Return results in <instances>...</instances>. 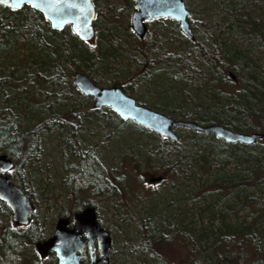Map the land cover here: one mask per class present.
I'll return each instance as SVG.
<instances>
[{"label":"rangeland","instance_id":"obj_1","mask_svg":"<svg viewBox=\"0 0 264 264\" xmlns=\"http://www.w3.org/2000/svg\"><path fill=\"white\" fill-rule=\"evenodd\" d=\"M184 2L190 11L206 16L209 30L215 34L219 33L226 51L236 54L237 58L244 62L245 71L258 77L264 86V41L258 34L249 33V22H251L258 24L261 33L264 34V0H184ZM100 3L102 14L93 23L94 26L99 27V40L94 37L88 42V48L79 44L77 52L80 56L90 57L91 49L97 48L98 42L100 46L98 54L102 55V63L95 66L94 77L104 84V87H108L112 79L132 78L133 73L140 68L141 73L130 79L132 85L126 88V93L135 99L138 98L147 107H156L157 109L153 108L154 110H172L176 119H179L181 112H190L194 109L199 112L209 111L215 100H223L227 97L224 95L220 97L221 93L216 89L214 82L195 71L199 62L193 57L185 59L184 65L163 64L143 69L144 62L156 56L174 51L182 55L186 45L176 21L169 18L150 21L147 23L144 37L138 38L130 27L131 13L134 10L133 0H108ZM63 30L72 31L70 26H66ZM194 33L207 47L212 46V42L205 38L201 31L197 30ZM134 44L135 49L132 48ZM142 48L147 50L146 56L138 52ZM4 57L5 63L15 62L21 66V69L36 70L33 62L38 61L36 48L20 35L10 47L5 49ZM109 57L113 58L111 67L106 66ZM75 64L79 68L77 71L84 72L79 57L75 59ZM65 68H70L69 64H66ZM200 68H206V64L201 65ZM219 75L220 81L217 87L229 89L231 86L228 82H223L222 73ZM233 87L240 86L233 84ZM46 91L48 94L52 93L51 88H47ZM12 93L13 91L9 92ZM18 98H25L22 104L27 102L26 99L34 101V104L41 100H45L47 104L52 103L51 96L46 97L30 85L18 95ZM76 100L81 104L84 103L79 98ZM65 105L66 103H59L55 107ZM28 108L24 124L34 123L44 113L38 105H29ZM102 111L105 114L104 119L86 121L78 133L79 150L92 146L93 152L96 153V157L91 153L81 170L73 171L71 175L65 170L66 162L70 168L76 169L79 157L70 153L66 146L65 135L60 134L56 128L42 134L34 158L17 169L23 189L30 190L31 199L39 198L38 192L29 182L31 173L34 175V182L40 186L39 190L44 192V198L34 203L36 218L44 227L45 235L52 231L57 215L65 214L71 208L69 202L72 199H69L68 195L72 179L73 192L85 190L91 181L92 186L96 181L93 180V176L90 180L89 171L95 173L100 171L101 174V171L105 173L114 170L120 175L127 171L125 167L128 168L129 164L133 163L129 162V159L134 160L132 166L137 165L140 171L126 172L125 190L128 191L121 192L120 204L112 207L102 201L94 202L95 197L98 196L96 194L92 199L86 196L81 204L83 206L88 202L95 203L100 224L111 234L110 264H155L147 250L138 247L141 228L137 220L141 218H153L157 227L168 230L189 232L201 230L209 233L223 224L249 221L253 217L250 210L242 207L241 203L235 206L236 214L231 213L221 217L219 207L212 206V193L201 190V187H206L214 179L212 175L214 169H220L228 175L236 172L241 177L247 175L248 169L254 167L253 161L223 165L215 152L202 145L195 149L197 150L195 162L186 160L184 163L190 164L186 173L169 174L166 167L170 165L171 160L153 152L159 140L140 132L130 122L119 123L116 120L117 115L109 108H102ZM175 132L183 139L190 134L185 127L176 128ZM203 158L207 160L206 171L200 167ZM160 174L164 176L161 181H149L151 177ZM65 177L68 178L64 182ZM84 190L81 193L87 194ZM125 198L127 200H124ZM30 248L33 251V244L29 248L16 247L15 251L17 254L19 252V257L11 251L4 259L12 264H19L21 259H23L22 264H54L53 257L30 263L34 258L30 254ZM159 249L178 263L183 259L182 247L177 243L160 245Z\"/></svg>","mask_w":264,"mask_h":264},{"label":"trees","instance_id":"obj_2","mask_svg":"<svg viewBox=\"0 0 264 264\" xmlns=\"http://www.w3.org/2000/svg\"><path fill=\"white\" fill-rule=\"evenodd\" d=\"M95 6V19L101 15L102 6L100 2L108 0H92ZM131 9V8H130ZM22 18V19H21ZM94 19V21H95ZM189 25L193 31H201L205 38L212 42L211 47H207L194 33V38L184 36L185 47L182 55L177 51L168 52L144 62L143 69L155 67L163 64H183L185 59L193 57L199 62L195 71H198L205 79L214 82L216 89L222 95L227 96L223 100H215L213 106L206 111L194 109L190 112H181L180 119H189L200 124L218 123L231 130L241 132H261L264 134V86L260 79L248 74L245 71L244 62L240 61L236 54L227 52L224 44L221 42L219 33L215 34L209 30L208 19L205 15L190 11L188 18ZM176 25L177 22H176ZM250 32L258 34L264 41V34L261 33V27L258 24L249 22ZM179 28V27H178ZM95 38L99 40V27L94 26ZM248 35V32L246 33ZM20 35L25 41L36 48L38 61L34 60L36 70L21 69V66L15 62L5 63L4 52L15 42L16 37ZM136 41L138 38L135 37ZM136 41L135 44H136ZM75 46H73V43ZM89 47L88 41L79 39L72 31L53 30L42 14L30 7L13 9L0 4V153H6L14 159V169L9 173V178L15 184L23 187L17 169L28 164L36 154L39 148V141L44 133H49L52 129H58L59 133L65 135L66 146L70 153L79 157V163L76 169L70 168L65 163V170L68 175L73 171L81 170L82 165L90 158L93 152L92 146H87L80 151L78 133L83 128L86 121L96 118H105L102 108L93 106L92 97L82 94L73 84V74L79 68L75 64V59L80 58L84 66V72L94 80L99 86H105L94 77L95 66L102 63V55L99 56L100 46L97 42V48H92L90 57L78 55L77 47ZM135 44L132 48L135 49ZM76 48V49H75ZM143 56L147 55V50L142 48L138 50ZM110 58V59H109ZM106 66H112V57H109ZM101 61V62H100ZM69 64L70 68H65ZM206 64V68H200ZM227 70L232 71L237 83L232 76L227 74ZM140 68L133 73L132 78L140 74ZM220 73H222L223 82H228L229 89L218 86ZM130 78V79H132ZM129 78L123 80L112 79V85H118L127 92L126 88L132 85ZM221 79V80H222ZM222 82V81H221ZM233 84H239L240 87H233ZM34 86L38 92L46 97H52V103L47 104L45 100L34 101L23 99L18 95L28 86ZM51 88L52 93L48 94L46 89ZM13 91L12 94H9ZM49 95V96H48ZM79 98L84 102H78ZM136 101L145 105L141 100ZM59 103H66L63 107H55ZM29 105H38L39 109L44 111L34 123L24 124L27 117ZM157 109L156 107H152ZM162 113L175 117L170 109H161ZM119 123L130 122L135 125L140 132L159 140V144L153 152L160 153L165 158L171 160L167 166V173L180 174L186 173L190 166L185 165L186 160L195 162L197 148L204 145L206 149L215 152L223 165L229 163H242L253 161L254 167L248 169V174L239 177L236 172L226 174L220 169H214V179L206 187H201L204 192H211L213 201L212 206L219 207L221 217L227 214H236V204L241 203L242 207L248 208L253 214L249 221H240L234 224H223L213 232L206 231H181L159 228L154 223L153 218H141L137 220L141 228L140 244L152 256L155 264H264V137L257 140L252 145H243L241 143H227L215 137L213 134L189 130L187 138L179 137L177 142L159 136L143 126L131 121L122 120L116 117ZM183 128V127H182ZM187 130V128H186ZM179 136V135H178ZM152 151V150H151ZM83 153V154H82ZM201 168L206 171L207 160L202 159ZM129 162L134 160L129 159ZM129 164L127 171L138 173L140 168ZM247 170V169H246ZM120 175L114 170L108 172L89 171L90 180L93 176L95 184L92 181L85 188L87 194H82L83 190L73 192V179L69 186V202L72 211L81 208V204L86 196L95 201H102L108 206L115 207L120 204L122 191L126 189V172ZM139 175V174H137ZM162 175V174H160ZM163 176V175H162ZM34 175L31 173L29 182L31 187L38 192L39 198L33 202L41 201L44 198V192L39 190V184L34 182ZM76 178V176L74 175ZM124 177V178H123ZM68 177H65L63 181ZM164 178V176H163ZM98 179V181H97ZM93 187V188H92ZM246 189H249L246 191ZM118 191V192H117ZM29 197L30 190H27ZM95 192V193H94ZM96 194V195H95ZM95 195V196H94ZM78 199H81L80 201ZM124 200H127L126 198ZM0 204L7 208L2 202ZM89 204L95 205L90 202ZM69 209V210H70ZM2 210V209H1ZM0 210V215L2 211ZM65 214H68L65 213ZM6 231V232H5ZM3 236L6 240L8 249L9 239L7 229ZM16 243L10 250L16 252L15 246L19 247L25 243L33 244L40 235L26 236L23 233L11 234ZM31 237V238H30ZM30 238V239H29ZM29 239V240H28ZM41 239V237L37 238ZM177 243L182 247L183 259L176 262L167 257L159 249V246L171 243ZM29 246V245H27ZM34 250V249H33ZM30 248V254L34 257L30 263L35 262V254ZM4 251L0 246V264H7L3 257ZM19 257V253L17 254ZM20 260V258H19ZM23 259L19 264H22ZM12 264V263H9Z\"/></svg>","mask_w":264,"mask_h":264},{"label":"water","instance_id":"obj_3","mask_svg":"<svg viewBox=\"0 0 264 264\" xmlns=\"http://www.w3.org/2000/svg\"><path fill=\"white\" fill-rule=\"evenodd\" d=\"M130 27L140 37L147 29L146 22L157 18H170L178 23L180 31L188 38H194L188 18L190 10L184 0H133ZM0 4L19 9L27 6L42 14L53 30H62L70 26L72 32L81 40L89 41L94 36L95 6L92 0H0ZM227 74L236 78L232 71ZM73 84L84 95L93 98L96 108H109L122 120H131L159 136L177 142V127L213 134L227 143L252 145L263 138L261 132H241L231 130L218 123L200 124L189 119H176L160 111L136 102L118 85L108 87L97 85L86 73L76 71ZM13 166L12 159L6 153H0V199L12 211L13 219L18 223L29 222L33 213V204L24 190L9 180L6 174ZM162 176H154L150 182L160 181ZM69 220L59 217L51 236L38 241L35 250L46 254L53 251L56 264H82L81 259L89 251V264H110L112 238L110 232L98 221L96 208L86 205ZM84 235V238H81Z\"/></svg>","mask_w":264,"mask_h":264},{"label":"flooded vegetation","instance_id":"obj_4","mask_svg":"<svg viewBox=\"0 0 264 264\" xmlns=\"http://www.w3.org/2000/svg\"><path fill=\"white\" fill-rule=\"evenodd\" d=\"M22 7H25V6H22ZM22 7H20V8H22ZM10 8V7H9ZM19 8V9H20ZM14 9V8H13ZM158 19V18H157ZM156 20V19H155ZM153 21V20H152ZM148 22H150V21H147L146 22V26H147V23ZM146 31H147V29H146ZM146 31H145V33H146ZM145 33H144V35H145ZM136 34V33H135ZM137 35V34H136ZM144 35L142 36V37H140V36H138L137 35V37L138 38H143L144 37ZM90 41H92V39L90 40ZM234 79V78H233ZM234 82L235 83H237V80L236 79H234ZM12 159V161H13V166H12V168L6 173L7 175H8V177H9V173L14 169V159L13 158H11ZM9 180H10V178H9ZM11 181V180H10ZM11 182H13V181H11ZM14 183V182H13ZM15 184V183H14ZM17 185V184H16ZM20 187V186H19ZM22 189H23V187H21ZM24 190V189H23ZM27 190H24V192H25V194L29 197V194H28V192H26ZM30 200H31V202H32V204H33V213H32V217L30 218V220H29V222L28 223H26V224H23V223H18V222H16L14 219H13V217H12V211L10 210V208L6 205V203L5 202H3L1 199H0V202H2L7 208H4L1 204H0V210L2 211V215H0V246H1V248H2V250L4 251V253H3V257H5V259L10 255V253H11V248H13V246L16 244L14 241H13V238H12V235L11 234H13V233H23L24 235H26L27 237L28 236H30L31 235V237L33 236V235H40V236H38L37 238H39V237H41V239H35V242H33V253L35 254V261H37V262H40V261H42V260H44V259H49V258H51V257H53L54 258V264H56V258H55V254H54V252L53 251H50V252H48V253H46V254H41V253H38L36 250H35V244H36V242H38V241H43L44 239H46V238H48L49 236H51V234H52V232H53V229H54V226H55V224L53 225V229H52V231L49 233V234H47V235H45L44 234V232H45V230H44V227L39 223V221L37 220V218H36V204L32 201L33 199H31V195H30ZM35 204V205H34ZM86 205H89V203H86V204H84L81 208H78V210H76V211H72L71 209L69 210V212H68V214H58L57 215V219L59 218V217H66L68 220H69V224L67 225L68 227H71V217H72V215L73 214H75V213H77V212H79L83 207H85ZM56 219V220H57ZM7 229V236H8V239H9V244H8V249L6 248V240H5V237L3 236V233H4V231ZM6 232V231H5ZM33 234V235H32ZM30 237V238H31ZM29 238V239H30ZM81 238H84V235H81ZM28 239V240H29ZM27 245H31V244H29V243H25V244H23V245H21V246H25L26 248H29V246L27 247ZM15 249H16V246H15ZM14 253V255H16L17 253L16 252H13ZM19 253V252H18ZM17 256V255H16ZM25 257H27V255L25 256ZM27 259H28V257L25 259L26 260V262H27ZM81 262H82V264H89V251H88V249H86V256L85 257H83L82 259H81ZM7 263V262H6ZM7 264H9V263H7ZM28 264V263H27Z\"/></svg>","mask_w":264,"mask_h":264}]
</instances>
